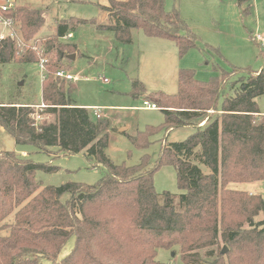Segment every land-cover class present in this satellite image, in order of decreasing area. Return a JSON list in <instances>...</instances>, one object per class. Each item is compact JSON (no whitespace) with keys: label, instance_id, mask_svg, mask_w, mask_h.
I'll return each instance as SVG.
<instances>
[{"label":"trees","instance_id":"1","mask_svg":"<svg viewBox=\"0 0 264 264\" xmlns=\"http://www.w3.org/2000/svg\"><path fill=\"white\" fill-rule=\"evenodd\" d=\"M104 11L111 24L99 28L112 31L120 43H131L132 31L141 30L174 41L181 56L198 46V37L178 10H166L165 0H110ZM6 16L19 26L20 41L10 36L0 41V64L39 63L31 50L18 58L17 46L34 40L45 24L42 11L15 5ZM85 23L62 20L45 43L55 60L44 66L41 114L55 121L39 125L33 107L0 102V126L17 146L48 154L53 149L84 153L106 173L93 185L45 186L36 173L57 168L0 151V264H41L42 259L50 264H161L156 259L161 249L176 256L178 249L184 264H203L196 253L209 248H217L209 264H264V216L258 220L264 215V195L229 188L264 181V118H257L264 114L257 102L264 96V68L216 70L208 82L199 81L195 71L181 70L177 94L149 96L164 114V124L124 134L133 146L147 149L159 130L192 126L195 133L163 145L152 167L149 155L134 166L116 165L106 154L109 122L76 105L71 85L56 75L69 72L62 61L77 51L61 40ZM236 72L245 75L231 84ZM136 87L145 91L141 83ZM164 166L175 167L181 194L157 193L154 176ZM72 237L74 248L59 260Z\"/></svg>","mask_w":264,"mask_h":264},{"label":"rangeland","instance_id":"2","mask_svg":"<svg viewBox=\"0 0 264 264\" xmlns=\"http://www.w3.org/2000/svg\"><path fill=\"white\" fill-rule=\"evenodd\" d=\"M123 1V0H117ZM16 6H26L31 10H41L45 18L44 26L34 40L18 47L17 57L31 50L37 57L48 61L55 60V52L49 53L45 47L53 36L57 24L72 18L86 20L71 30L73 38L61 42L75 45V60L67 57L61 66L68 68L76 78L71 85L72 101L90 111L100 108L103 120L109 122L106 130L109 145L106 154L116 164L137 165L144 155H149L150 166H154L163 145L183 142L195 133L192 126L178 127L169 132L159 130L149 138L147 149L132 145L127 135H136L149 127H160L165 122L161 110L143 108L144 100H150L157 93L175 95L178 93V76L181 70H192L202 82L210 81L216 70L231 71L233 68L255 71L264 68V48L254 42L257 34H264V0H165L166 10H178L189 29L198 37L197 48L181 56L174 41L147 36L141 30L132 31V42L123 44L117 41L112 31L99 26L111 24L110 15L104 7L110 0H16ZM19 29V26H18ZM1 33L8 34L2 26ZM25 44V45H24ZM39 63L0 64V102L21 103L34 108L36 116L41 112L42 84L45 74ZM245 74L236 72L230 83L240 80ZM23 83V84H21ZM142 84L145 91L136 87ZM231 94L230 91H228ZM150 96V97H149ZM223 99H220L219 107ZM264 113V96L258 100ZM216 116V114H213ZM257 118L263 121L264 114ZM55 117L43 114L37 124L51 123ZM204 125V123L202 124ZM123 130L127 133L124 134ZM0 151H15L28 156L37 163L57 168L56 172H37L36 179L45 186H61L66 183L96 184L106 173L101 165L90 161L84 153L65 155L53 149L54 154L37 150L33 146H17L10 133L0 126ZM209 173L206 167H201ZM157 193L181 194L177 171L173 166L160 168L154 176ZM250 184H231L230 189L246 191L249 194L264 195V181ZM259 216L258 220L263 219ZM72 237L59 260L64 259L74 248ZM172 250L158 251L157 261L161 264H184ZM217 248L198 251L197 257L203 264L215 259ZM41 264H50L46 259Z\"/></svg>","mask_w":264,"mask_h":264},{"label":"built area","instance_id":"3","mask_svg":"<svg viewBox=\"0 0 264 264\" xmlns=\"http://www.w3.org/2000/svg\"><path fill=\"white\" fill-rule=\"evenodd\" d=\"M15 7V0H0V26L4 28L5 31H8V34L1 33L0 35V41L4 40L7 37L15 38L17 41H20L19 39V29L18 25L16 24L15 20L12 17L6 16L13 8ZM68 38H72V35H68ZM254 42L257 44H260L264 48V34H257L254 37ZM47 62L46 59H41V69L44 71L45 63ZM57 77L64 79L68 82L74 81L76 78L69 72H66L64 70H60L57 72ZM41 109V112L46 108V105L38 106ZM143 108L148 110H159L158 106L148 100H144L143 102ZM94 115L96 118L101 119L102 113L100 108L93 109ZM41 113L35 115L36 121H39L42 119Z\"/></svg>","mask_w":264,"mask_h":264},{"label":"water","instance_id":"4","mask_svg":"<svg viewBox=\"0 0 264 264\" xmlns=\"http://www.w3.org/2000/svg\"><path fill=\"white\" fill-rule=\"evenodd\" d=\"M68 59H70V60H75L76 59V55L75 54H73V55H70V56H68ZM21 84H23V83H21ZM126 130H123V132H125Z\"/></svg>","mask_w":264,"mask_h":264},{"label":"crops","instance_id":"5","mask_svg":"<svg viewBox=\"0 0 264 264\" xmlns=\"http://www.w3.org/2000/svg\"><path fill=\"white\" fill-rule=\"evenodd\" d=\"M71 35H72V34H71ZM72 38H73V37H72ZM75 55H77V54H75ZM76 57H77V56H76ZM69 73H70V72H69ZM249 186H250V187H252L253 185H252V184H250Z\"/></svg>","mask_w":264,"mask_h":264}]
</instances>
